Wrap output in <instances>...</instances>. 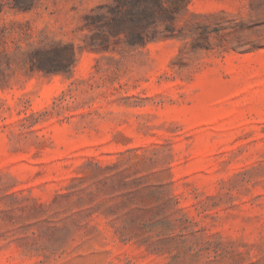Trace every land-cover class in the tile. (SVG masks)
Returning a JSON list of instances; mask_svg holds the SVG:
<instances>
[{"label":"rangeland","instance_id":"obj_1","mask_svg":"<svg viewBox=\"0 0 264 264\" xmlns=\"http://www.w3.org/2000/svg\"><path fill=\"white\" fill-rule=\"evenodd\" d=\"M113 3L0 0V264H264V0Z\"/></svg>","mask_w":264,"mask_h":264},{"label":"trees","instance_id":"obj_2","mask_svg":"<svg viewBox=\"0 0 264 264\" xmlns=\"http://www.w3.org/2000/svg\"><path fill=\"white\" fill-rule=\"evenodd\" d=\"M182 3L187 8L190 0H114L109 7L110 16L102 24L112 34H127L132 42L145 43L157 20L174 21Z\"/></svg>","mask_w":264,"mask_h":264}]
</instances>
